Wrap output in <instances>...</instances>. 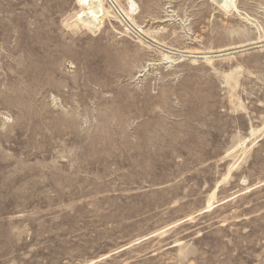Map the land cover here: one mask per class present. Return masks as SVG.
Here are the masks:
<instances>
[{
  "label": "rangeland",
  "instance_id": "1",
  "mask_svg": "<svg viewBox=\"0 0 264 264\" xmlns=\"http://www.w3.org/2000/svg\"><path fill=\"white\" fill-rule=\"evenodd\" d=\"M116 1L0 0V264H264V0Z\"/></svg>",
  "mask_w": 264,
  "mask_h": 264
},
{
  "label": "bare ground",
  "instance_id": "2",
  "mask_svg": "<svg viewBox=\"0 0 264 264\" xmlns=\"http://www.w3.org/2000/svg\"><path fill=\"white\" fill-rule=\"evenodd\" d=\"M104 2H106V4L109 7H115V2H117V1L116 0H76V3H78L79 9L73 14L72 18L74 19L73 21L75 22V23L73 22L74 23L73 26L80 24L82 27L86 28L87 30H90L91 28H94V30H95L98 26L103 24L106 19L115 18L116 16H113V15L109 14L110 11H109L108 8L105 7V3ZM125 2H126L125 5H124L125 7H121V5H119L120 8L118 7L119 8V12L118 13H119L120 16H122L129 23V26H130V28L132 30H135L140 35V37L144 38V41H146L145 37L147 38V36H149L152 39V37L154 35H157V34L161 33L162 31H164V32L167 31L163 27H161V29L159 28V30H157L156 32L150 31L149 29L143 30V28H144L143 26H139V25L136 24L137 20H136V16H135L136 15V11H135L136 10V4H135V2L133 0H125ZM222 2H223L222 7H223L224 10L227 11L229 9H233L234 12L235 11L237 13L239 12L237 10V6L235 4L236 2H234V0H224ZM118 3L119 2H117V4ZM166 21H168V20H160V21L155 22V23L161 24L162 22H166ZM66 26H67V24H66ZM71 28H72V25H71ZM262 39H264V38H262ZM139 40H140V38H139ZM152 40H150V41L153 43L154 41H152ZM263 41H261V42H263ZM151 42H149V43H151ZM155 43H158V41L154 42V44ZM142 44H144V43H142ZM262 46L264 47V45H262ZM236 48H238V47H232V48H227V49H224V50H222V49L218 50V52H217L218 55L217 56H226V57L230 56L232 54L231 52L234 51L232 49H236ZM156 50H157V48H156ZM205 53H209V52H204V53H199L198 52V53H194V54H202L204 56L202 59L206 60L207 62H210L212 57L205 56ZM210 53H213V52H210ZM193 56H197V55H193ZM160 58H161V60H159V61L165 60L166 61L165 64L174 63L177 60V59L174 60L173 57L169 56V52H167V51L160 52ZM156 65H159V64H156ZM259 140L260 139H258V141ZM231 171H232V168L229 167L227 176L230 175ZM216 189L217 188L214 189V191L212 192V194L209 197V198H211V200L213 199V196H214V193L216 192ZM211 200L208 201V204H207V206L205 208L206 212H207V210L209 211V210H211L214 207V203H212ZM226 201H229V199H226L223 202H226ZM176 245L177 244H175V246ZM90 264H94V262H90Z\"/></svg>",
  "mask_w": 264,
  "mask_h": 264
}]
</instances>
